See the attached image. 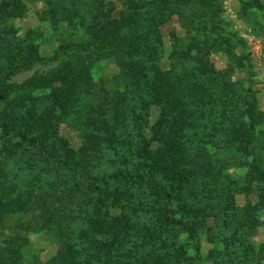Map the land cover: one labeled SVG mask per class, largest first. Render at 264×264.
Returning a JSON list of instances; mask_svg holds the SVG:
<instances>
[{"label":"rangeland","instance_id":"1","mask_svg":"<svg viewBox=\"0 0 264 264\" xmlns=\"http://www.w3.org/2000/svg\"><path fill=\"white\" fill-rule=\"evenodd\" d=\"M155 1L0 0V263L264 264V0H211V19L197 0ZM131 18L139 34L143 19L163 20L161 45L146 34L165 112L144 82L122 80L120 36L102 48L93 37ZM62 74L65 112L49 90L19 88ZM206 81L214 102L202 111L190 93ZM167 151L181 156L180 191L152 170ZM171 211L180 224L165 221Z\"/></svg>","mask_w":264,"mask_h":264},{"label":"trees","instance_id":"2","mask_svg":"<svg viewBox=\"0 0 264 264\" xmlns=\"http://www.w3.org/2000/svg\"><path fill=\"white\" fill-rule=\"evenodd\" d=\"M178 2V5H187L189 4L190 0H176ZM202 6H204L201 9V13L207 17V14H210L213 11V3L211 0H197ZM166 0L153 2L152 4H158V3H165ZM253 6H255L258 9H263V6L261 4V0H251ZM176 11L178 12L177 7H175ZM179 14V12H178ZM141 19V17H138ZM212 15L210 14L208 16V19H211ZM131 18L129 21H123V20H111L107 21V23L101 24L100 29L98 28L94 33L96 35H93L95 37V41H97L99 44V48H102L104 45H111L115 43V38L120 36L119 38V44L120 46L117 47L113 53V56L115 58V61L117 62L118 67L120 68L121 77L122 80L126 83H128L130 86H138L140 82H144L145 86L149 89V92L152 95V98L154 99V105L160 109H163L165 112V107L162 106L163 100L161 98H157L156 95L160 94L158 91H162V85L163 80H165V75H162L161 71L159 70V67L154 65L153 61L158 60L159 53L157 52V49L153 46L152 41L149 42L148 33L149 31L153 32L154 35V41L158 45H161L159 37H158V29L157 26L163 22L162 19L158 20L157 23H150L147 19H143L147 21V24L145 22V26L147 28V32L139 34L137 32L138 27L142 26L141 20ZM142 20V21H143ZM193 21V20H192ZM134 25V26H133ZM131 34L125 35L126 33L124 30L128 27H131ZM96 27V24H92V29ZM102 32V33H101ZM139 34V35H138ZM72 43H66L63 45V48L68 47ZM78 45H84L82 43H74ZM90 44V43H89ZM37 44H29L28 46V57L26 58V63L31 62L35 58H37ZM124 55L129 56L130 58H133V55H135L137 61H132L129 64H124L121 59L124 57ZM144 58V59H142ZM148 61L152 63L149 64ZM146 63L148 65H146ZM149 66V67H147ZM209 67H204L202 70H200V75L202 77H206L209 80H213V70H210ZM148 71H153L152 79L148 78ZM71 75H65L62 74L58 77H53L49 79H42V78H32L24 82L22 85L19 86L21 90H29V89H47L49 90V97L51 98V101L54 104V108L56 111H62L65 112L66 108L70 106L72 102V93L70 89L61 90L59 87L55 86L54 83L57 81H60L62 83H69L71 84ZM198 79V78H196ZM206 81L204 83L196 82L193 85V90L190 94L195 92L197 96H199V99L196 101L197 109H202L203 111V105L207 104H213L214 100L210 101L212 98V95L210 94V86L209 82ZM85 84V83H84ZM86 85V84H85ZM140 88V86L138 87ZM165 92V91H163ZM165 95V98H169V93H162ZM3 94L0 93V99L2 98ZM128 96V95H127ZM125 97L128 98V97ZM205 97L207 99L205 100ZM121 98V97H120ZM164 99V98H163ZM170 99V98H169ZM170 103H174V101L170 100ZM103 111V110H102ZM189 114L193 116L194 110H190ZM188 115V114H187ZM196 115V114H195ZM169 151L163 152L162 156L158 159L153 160V163L155 164V167H152L153 173L155 176L159 177L160 180L166 183V185L173 190L176 188L177 191H180L181 189H178L179 186L176 184V182L172 181L174 174L179 173V165L181 164V156L179 158H173V160H179L178 163L175 164V161H171L172 158L170 155H168ZM251 165L258 167L259 162L256 159H253L251 161ZM178 167V168H177ZM176 176V175H175ZM178 183V182H177ZM76 184V183H75ZM78 186V185H77ZM4 173L2 171V168L0 167V201L4 197ZM165 221L169 224H180L179 221H176L173 217V212H170V215L165 217ZM7 259H1L0 264H15L14 263H6ZM5 262V263H3Z\"/></svg>","mask_w":264,"mask_h":264}]
</instances>
